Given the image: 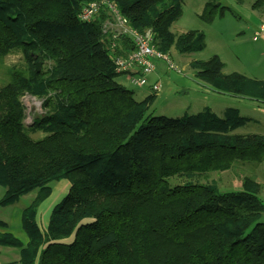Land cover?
I'll return each instance as SVG.
<instances>
[{"label": "trees", "instance_id": "trees-1", "mask_svg": "<svg viewBox=\"0 0 264 264\" xmlns=\"http://www.w3.org/2000/svg\"><path fill=\"white\" fill-rule=\"evenodd\" d=\"M87 1L0 0V61L20 52L28 64L7 68L0 87V206L34 192L21 213L26 243L0 233V244L18 248L20 264H264L260 184L245 176L240 190L219 191L202 181L236 165L254 168L264 159V134L236 133L251 118L234 108L155 115L154 93L136 100L115 80L105 15L77 19ZM110 1L130 27L150 29L162 53L205 47L200 30L170 31L182 0ZM228 9L206 0L198 17L210 23ZM118 44L117 55L133 48L124 36ZM189 65L214 91L264 104V81L223 74L217 55ZM25 94L42 100L29 126ZM62 179L67 191L42 228L38 207Z\"/></svg>", "mask_w": 264, "mask_h": 264}, {"label": "rangeland", "instance_id": "rangeland-1", "mask_svg": "<svg viewBox=\"0 0 264 264\" xmlns=\"http://www.w3.org/2000/svg\"><path fill=\"white\" fill-rule=\"evenodd\" d=\"M205 1L182 0L181 14L170 26V31L175 35L192 29L202 31L205 35L203 50L178 53L172 46L167 56L176 68L167 69L164 61L156 60L155 63L161 64L162 69L157 76L148 75L147 83L142 87L131 84L124 74L118 73L115 80L133 91L136 100L142 99L144 93L150 91L149 85L156 80L160 90L154 94L150 105V111H154L155 115L174 118L195 114L208 108L220 116L224 109L234 108L240 115L251 118L249 122L238 128L236 133L264 134L263 103L247 97L214 91L194 75V70L189 65V61L207 60L212 55H217L224 64L221 69L223 74L235 72L250 79L264 81V40L259 34L255 40L252 39L259 22H264V3L261 7L252 9L251 4L255 0H242L241 5H236L230 0H221L229 9L222 15H216L210 23H206L198 17ZM17 63L23 69H28V64L20 52L9 53L0 61V87L8 81L7 68ZM46 67L47 63L39 64V70H45ZM21 101L25 112L24 124L29 126L36 116L42 114V100L25 94L21 97ZM30 136L39 138L42 133L33 132ZM245 176H250L260 184L258 196L264 203V159L254 168L236 165L228 171L210 173L202 181L214 183L219 191H237L241 189V182ZM62 181L67 182L62 179L50 183L53 194L41 212L42 222H48L51 211L48 208L50 206L52 208L67 191L68 187L60 190L62 184L59 182ZM3 192L4 188L0 186V197ZM33 196L34 192L22 196L16 206L22 209L29 204ZM7 211V208L0 206V219H6ZM258 220L264 221V212L260 214Z\"/></svg>", "mask_w": 264, "mask_h": 264}, {"label": "built area", "instance_id": "built-area-1", "mask_svg": "<svg viewBox=\"0 0 264 264\" xmlns=\"http://www.w3.org/2000/svg\"><path fill=\"white\" fill-rule=\"evenodd\" d=\"M100 13L105 15L102 23V32L106 35L109 45L108 53L114 64L115 72L128 77L131 84L142 87L147 83L148 75L155 71L156 60L164 61L167 69H175L167 54L162 53L153 42V34L150 29L138 31L129 26L128 20L122 16L116 6L110 0H89L85 2L77 14L80 22H90ZM257 31L252 37L253 40L264 32V22H259ZM124 36L133 46L123 55L115 53L120 38ZM151 93L156 94L160 90L158 83L149 85Z\"/></svg>", "mask_w": 264, "mask_h": 264}, {"label": "crops", "instance_id": "crops-1", "mask_svg": "<svg viewBox=\"0 0 264 264\" xmlns=\"http://www.w3.org/2000/svg\"><path fill=\"white\" fill-rule=\"evenodd\" d=\"M232 1V0H230ZM262 22V21H260ZM261 37L264 40V32L261 33ZM190 63V61H189ZM156 64V68L155 71L152 74H155L156 76L158 75L159 71L162 69V65L161 64ZM150 74V75H152ZM149 75V76H150ZM126 80H128V77L125 75ZM148 79V77H147ZM154 82H156V80H154ZM153 83V82H152ZM149 93V91H148ZM147 92L144 93L143 97L146 96L148 94ZM60 184H62V186H60V190H65V188L68 187V182L62 181L59 182ZM64 183V184H63ZM53 190L51 188V195L50 197H48L47 199H45L40 206L38 207V211H37V222L39 223L40 227L45 228V226L47 225V222H42L41 219V212L44 209L46 202L51 199L52 197V193ZM4 193V192H3ZM4 208H7V217L6 219H0V233H10L13 237L19 239L22 244H25L27 241V237L24 233V231L21 228V213H22V209H20L18 206H16L15 204L9 205V206H1ZM51 206L48 208V210H51ZM47 210V211H48ZM46 216V214H45ZM0 264H20L19 262V250L18 248L15 247H10V246H4L0 244Z\"/></svg>", "mask_w": 264, "mask_h": 264}, {"label": "water", "instance_id": "water-1", "mask_svg": "<svg viewBox=\"0 0 264 264\" xmlns=\"http://www.w3.org/2000/svg\"><path fill=\"white\" fill-rule=\"evenodd\" d=\"M39 64L40 62H35V69L38 71L39 70Z\"/></svg>", "mask_w": 264, "mask_h": 264}]
</instances>
